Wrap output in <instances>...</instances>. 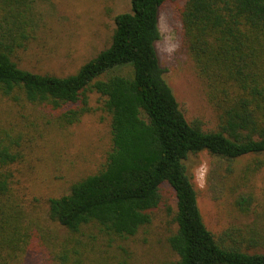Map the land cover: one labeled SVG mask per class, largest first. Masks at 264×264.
Returning a JSON list of instances; mask_svg holds the SVG:
<instances>
[{
    "label": "trees",
    "instance_id": "trees-1",
    "mask_svg": "<svg viewBox=\"0 0 264 264\" xmlns=\"http://www.w3.org/2000/svg\"><path fill=\"white\" fill-rule=\"evenodd\" d=\"M42 1L0 0V95L49 106L72 125L98 94L110 116L111 149L96 173L50 198L44 217H35L12 191L22 154L0 129V264H47L41 257L78 264L85 229L110 240L134 237L151 224L164 184L176 197L173 264H264L255 243L218 240L208 229L185 166L190 155L208 152L228 162L251 156L264 169V0H187L181 9L186 48L218 113L211 132L186 119L164 78L156 44L168 0H130V11L115 18L111 45L68 76L16 61L35 39ZM251 202L242 195L237 206L248 212ZM57 227L67 233L62 239Z\"/></svg>",
    "mask_w": 264,
    "mask_h": 264
},
{
    "label": "rangeland",
    "instance_id": "rangeland-1",
    "mask_svg": "<svg viewBox=\"0 0 264 264\" xmlns=\"http://www.w3.org/2000/svg\"><path fill=\"white\" fill-rule=\"evenodd\" d=\"M186 1L168 0L161 8V39L156 47L166 71L164 78L186 119L205 132L216 131L218 113L208 101L206 85L182 36L180 12ZM130 9V0H43L35 39L16 61L35 73L74 74L111 45L116 16ZM62 113L0 95V129L11 135L22 154L12 168V191L25 199L26 211L33 210L35 217H44L50 198L69 194L72 184L96 173L111 149L110 116L98 94L90 95L89 112L75 124L67 125ZM185 166L205 224L215 237L221 240L228 235L246 248L255 243L254 251L263 252L264 169H258L254 157L228 162L202 152L190 155ZM242 195L252 197L248 212L237 206ZM176 211L174 190L164 184L151 224L134 237L110 240L98 237L96 228L85 229V236H79L78 264H173L177 256L168 238L177 230ZM57 232L61 239L67 234L58 227ZM91 235L99 240L92 241ZM41 259L56 264L51 257Z\"/></svg>",
    "mask_w": 264,
    "mask_h": 264
}]
</instances>
